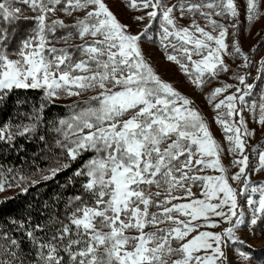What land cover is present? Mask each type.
Listing matches in <instances>:
<instances>
[{"label": "snow or ice", "instance_id": "obj_1", "mask_svg": "<svg viewBox=\"0 0 264 264\" xmlns=\"http://www.w3.org/2000/svg\"><path fill=\"white\" fill-rule=\"evenodd\" d=\"M124 2L129 11L143 13L132 17L133 23L143 25L135 33L110 10L106 0L0 2V21L8 24L21 18L17 4L37 13L31 18L35 26L21 35L12 51L9 30L0 27V101L13 89L43 90L48 103L62 96L97 92L83 107L73 106L71 116L59 119L55 131L62 140L55 143L68 162L56 159L41 177L51 180L69 168L71 161L91 152L73 174L85 178L82 194L68 198L63 220L53 215L34 227L30 221L26 226L24 221L13 220L35 250V257L21 259L20 241L4 234L0 239L8 244L0 245L4 250L0 264H168L173 256L178 258L172 264H228L224 248L229 243L242 246L234 247V253L245 264L253 258L251 245L238 235L243 228L264 223V182L254 184L251 180L253 172L264 170V147L253 148L258 152V167L251 172L245 154L248 138L256 134L243 116L245 97L255 87L247 83L250 73L234 72L230 78L238 84L224 83L206 96L233 157L230 167L238 168L229 175V166L222 160L225 147L214 137L201 110L158 74L142 48L144 42L158 43L166 60L200 90L221 73L231 71L225 57L239 58L238 68L251 67L235 32L231 45L228 42L229 29L239 27L232 23L240 16L236 0H178L170 6L168 0ZM260 2L245 0L248 23L264 15ZM58 7L66 16L74 12H84V16L76 17L73 24L50 19ZM197 15L205 21L203 26ZM146 19L149 22L143 24ZM183 19L190 23L182 25ZM66 29L59 40L67 43L76 36L85 41L75 46V52L51 46L50 37ZM13 55L17 58H10ZM259 63V71L264 72V58ZM232 88L236 91L229 93ZM247 107L254 118L259 110L256 122L264 125V102ZM43 108L41 104L34 121L41 118ZM35 130V122L17 132L10 126L0 127V141L11 143L15 135ZM208 171L218 174H203ZM39 182L24 175L12 181L0 179V192L7 185L27 193L29 186ZM232 182L240 185L239 189ZM193 188L199 189V194ZM257 193L258 200L253 198ZM242 195L247 196L251 209L247 220L238 204ZM162 224L168 226L161 228ZM222 224L228 226L219 232L201 230ZM149 227L155 230L145 231ZM129 231L138 234L128 235ZM259 264H264V259Z\"/></svg>", "mask_w": 264, "mask_h": 264}, {"label": "trees", "instance_id": "obj_2", "mask_svg": "<svg viewBox=\"0 0 264 264\" xmlns=\"http://www.w3.org/2000/svg\"><path fill=\"white\" fill-rule=\"evenodd\" d=\"M16 6L22 9L19 21L12 24L0 21V27L8 28L12 37V42L8 45L11 51L17 47V41L21 35L24 32H30L35 26L31 18L37 15L26 5L17 4ZM83 16L84 12H74L71 17L66 16L58 7L54 15L50 14V19L60 18L66 24H73L76 17ZM67 31V29L58 30L55 37H50L51 46L67 47L75 52V46L85 41L76 36L69 39L67 43L59 40L58 38L65 35ZM75 55L79 58V53ZM43 96V90L13 89L7 93L3 101H0V127L10 126L13 132H17L25 125L36 123L34 132L23 136L15 135L11 143L0 141V179L6 178L12 181L19 175H24L40 181L35 186H29L27 193L21 192L20 188L16 189L6 185L3 196H0V236L7 234L10 238L18 239L20 241L18 255L25 261L34 259L35 250L29 244L24 232L19 230L12 221H24L26 226L30 221L31 226L34 227L36 224H44L53 215L63 220L68 198L83 192L81 184L85 178L76 177L73 174L93 155L91 152H85L77 160L71 161L70 167L60 171L53 179L44 181L41 178L42 174H47L46 170L49 167L54 166L56 159L68 162L64 151L56 146V140H62V136L55 131V128L58 127L59 119L71 116L74 110L73 106L56 102L48 103ZM41 104L44 105L43 112L40 113L41 118L34 121ZM77 105L84 106V104ZM75 110L78 111L79 108ZM24 186H28L27 182ZM65 223H67L66 220ZM36 234L44 235L45 233ZM136 234V232L129 231L128 235ZM6 244H8L7 240L0 239V245ZM100 251L103 252V248ZM3 252L4 250L0 249V258H3ZM251 252L252 254H264L263 250Z\"/></svg>", "mask_w": 264, "mask_h": 264}, {"label": "rangeland", "instance_id": "obj_3", "mask_svg": "<svg viewBox=\"0 0 264 264\" xmlns=\"http://www.w3.org/2000/svg\"><path fill=\"white\" fill-rule=\"evenodd\" d=\"M1 2V1H0ZM108 3L110 10L121 20V22L125 24L131 25V31L137 32L139 31L143 25L142 24H136L133 23L132 17L134 15H142V12H132L129 11L125 7L124 0H106ZM178 0H168L169 6L171 4H176ZM238 8L240 10V16L238 21H232V23H238L239 27L238 29H229V38L228 42L231 45L232 43V33L235 32L237 35V38L239 39L242 49L248 53L251 61L252 66L245 69V68H238L237 66L241 63V60L239 58H228L225 57L226 62L229 64L231 71L227 74L221 73L220 76L217 79L212 80L211 83L207 84L203 90L196 89L193 85H191L188 82V79L184 74H182L178 67L172 63L166 60L163 51L160 49L158 43H153L152 41L144 42L142 43L143 52L146 56V58L152 63V65L155 67L156 71L158 72L161 77L173 83L174 87H176L179 91L182 93L188 95L190 98L194 100V106L199 108L201 112L203 113L205 119L208 121L210 129L214 135V137L220 141L222 145L225 147V151L222 157L223 163L225 166H229V175L232 173L238 171V168H232L230 167V161L233 159V157L227 152V143L224 139V136L222 134V129L219 125L215 123L214 117L216 115V112H214L212 105L207 103L206 96L208 93H210L214 88L221 86L224 83L229 84H238V81L235 79H231L230 77L233 75L234 72L239 74L244 73H250L247 77V83L254 84L255 87L252 90L251 94L247 97H245V100L247 104L244 106V112L243 116L247 122L248 128L255 129L256 134L254 137H250L247 140V148L245 154L249 156V168L248 171L251 172V170L254 167H258V152L253 151V148L257 145H260L261 147H264V125H260L256 121L258 120L259 116V110L257 109V112L255 114V118L253 117V114L248 111L247 105H250L252 103H256L259 105L260 103L264 102V100L261 99V93L264 92V72L259 71L261 65L260 61L262 58H264V15L261 16L259 21L248 23L245 20V0H236ZM260 11L264 13V0H261L260 2ZM176 16H179V12H175ZM197 21L203 26L205 24V21L199 17V15L196 16ZM216 19L220 20L222 23H229L228 20H222L219 17H216ZM149 21L146 19L143 24H147ZM182 25H187L190 23L189 19H183L180 21ZM87 39H91L90 37H86ZM255 47V51H252V49ZM9 51H11L9 49ZM10 58L16 59L17 57L15 55L11 56ZM194 59H198L199 57H193ZM236 89L232 88L229 90V93L235 92ZM225 93V95L229 94ZM94 95H97V92L94 91H87L84 92L80 96H74V97H67L62 96L60 99L56 100V103L68 105V106H75L77 104H83L84 101L90 100V98ZM222 98V97H221ZM203 174H218V173H212L211 171H208ZM251 180L255 184L257 182H264V170L259 171L258 173L253 172L251 175ZM231 182V181H230ZM233 183V187H236L239 189L240 185H238L235 182ZM16 188V187H13ZM18 189V188H16ZM153 191H156L155 188L152 189ZM194 192H197L199 194V189L193 188ZM4 192V191H3ZM3 192H0V196H3ZM7 194V193H6ZM176 195H182V193L177 192ZM162 198V197H161ZM254 199H259V194H255ZM185 201H173V203H180ZM238 204L239 207L243 209L245 213L246 220L251 216V209L247 205V196L242 195L238 197ZM152 211H155L156 209H151ZM239 210V209H238ZM219 219V218H216ZM168 225H160L161 228L167 227ZM227 224H222L220 228L216 229H201L203 230H211L219 232L223 227H227ZM154 228H147L145 231H154ZM129 234V232H128ZM138 234V233H137ZM136 234V235H137ZM238 235L245 241L247 245H251V251H264V223H258L253 228H243L241 231L238 232ZM177 245L174 243L173 247H176ZM234 247H241L240 245H232L229 243L225 248V252L227 254L228 258V264H245L238 256L234 253ZM247 249V248H246ZM253 258L251 261L247 262V264H259V262L264 259V254H252ZM178 257H171L169 258L168 264H172V260L176 259ZM258 258V259H257Z\"/></svg>", "mask_w": 264, "mask_h": 264}]
</instances>
